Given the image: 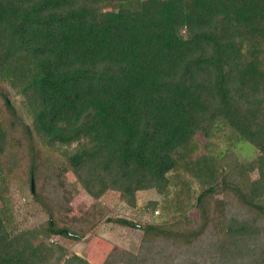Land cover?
<instances>
[{
    "label": "trees",
    "instance_id": "obj_1",
    "mask_svg": "<svg viewBox=\"0 0 264 264\" xmlns=\"http://www.w3.org/2000/svg\"><path fill=\"white\" fill-rule=\"evenodd\" d=\"M70 172L94 201L162 198L101 264H264V0H0V264H91L57 239L82 238ZM32 181L48 219L20 229Z\"/></svg>",
    "mask_w": 264,
    "mask_h": 264
},
{
    "label": "rangeland",
    "instance_id": "obj_2",
    "mask_svg": "<svg viewBox=\"0 0 264 264\" xmlns=\"http://www.w3.org/2000/svg\"><path fill=\"white\" fill-rule=\"evenodd\" d=\"M18 109L20 113V107ZM200 140L205 144V140L201 136ZM214 144L210 149L214 150L215 153L227 154L232 163L254 162L257 157L256 149L244 143L234 145L223 138H218ZM252 176L256 177L257 172H253ZM60 181L66 187L75 185V197L71 201L70 215L78 221L76 229L82 237L79 241L67 240L63 237L57 238L66 247L69 254L77 253L86 257L91 264H101L107 249L113 247L133 253L138 252L143 232L136 228V223L150 219L143 210L150 201L162 200L160 195L155 191L138 193V209L134 210L127 209L124 204L117 200L115 194H108L101 200L94 201L81 189L71 172L62 176ZM10 195L15 202L14 212L20 229L35 227L48 219V215L42 206L34 202L30 184L14 183L11 186ZM221 199L222 195L218 194L216 196L218 203ZM90 208L97 212V216L92 217L89 222L82 221V216ZM192 214L195 215L196 210ZM116 218L126 219L132 222V225L123 227L109 222ZM159 219L156 213V220Z\"/></svg>",
    "mask_w": 264,
    "mask_h": 264
},
{
    "label": "water",
    "instance_id": "obj_3",
    "mask_svg": "<svg viewBox=\"0 0 264 264\" xmlns=\"http://www.w3.org/2000/svg\"><path fill=\"white\" fill-rule=\"evenodd\" d=\"M32 191H34V182L32 181Z\"/></svg>",
    "mask_w": 264,
    "mask_h": 264
}]
</instances>
